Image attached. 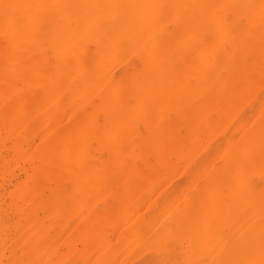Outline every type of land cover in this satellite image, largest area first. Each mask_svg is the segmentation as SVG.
Listing matches in <instances>:
<instances>
[{"label":"bare ground","instance_id":"1","mask_svg":"<svg viewBox=\"0 0 264 264\" xmlns=\"http://www.w3.org/2000/svg\"><path fill=\"white\" fill-rule=\"evenodd\" d=\"M231 221L211 264H264V0H0V264H202Z\"/></svg>","mask_w":264,"mask_h":264},{"label":"rangeland","instance_id":"2","mask_svg":"<svg viewBox=\"0 0 264 264\" xmlns=\"http://www.w3.org/2000/svg\"><path fill=\"white\" fill-rule=\"evenodd\" d=\"M249 120H250V118H249ZM180 180H181V179H180ZM11 189H13V187H12ZM175 206H176V205H174V207H175ZM174 207L172 208V210H174V209L177 210V209L174 208ZM144 210H145V211H144ZM142 211L145 212V216L148 218V220H150V221H154V222H155L154 224H156V225H159L161 222H163L164 220H166V218H165V210H164L163 207H157V208H153V209H151V210H150V208H147V209H146V207H145V208L142 209ZM243 212L248 214V211H243ZM243 212H242V213H243ZM206 214L208 215L207 212H206ZM209 214H210V213H209ZM240 214H241V213H240ZM240 214H237L236 216L238 217V215H240ZM247 214H245V217H244V216H243V217L246 218V217H247V216H246ZM204 215H205V213L203 214V217H204V218L202 217V218H203L202 220H205V221H206V217H205V216H207V215H205V216H204ZM212 215H215V216H216V214H212ZM212 215L209 216V217H207V222H210V220H209L210 217H212V219L214 218ZM234 215H235V214H234ZM250 215H251V214H249V217H250ZM228 216H229V215H228ZM228 216H227V217H228ZM232 217H233V218H232ZM237 217H236V218H237ZM240 217H242V214L240 215ZM243 217L240 218V220H241V219H242V220H241V221L239 220V222H240V223H244V227L249 226V227H246V228H250V227H251V225H252V223H253V222H251V221H254L255 219H256V221L258 220L257 217H255L253 220H252V218H251V221L249 220V221L251 222V223H250V222L248 221V219H246V221H244V220H243ZM251 217H253V216H251ZM199 218H200V217H199ZM215 218L217 219V217H215ZM225 218H226V217H225ZM228 218H229V220H231V219L234 220V216H233L232 214H231V216L228 217ZM238 218H239V217H238ZM238 218H237V219H238ZM200 219H201V218H200ZM216 219H213V220L216 221ZM220 219H221V218H220ZM208 220H209V221H208ZM217 220H219V218H218ZM223 220H224V219H223ZM225 220H226V219H225ZM215 221H213V222H215ZM247 221H248L250 224H249ZM223 222H224V221H223ZM226 222H227V221H226ZM228 222H229V221H228ZM235 222H236V221H234V222L231 221L232 224L229 223L228 226H230V225L233 226V225H234L235 227H237L238 225L236 226L235 224H237V223L239 224V222H238V221H237V223H235ZM254 222H255V221H254ZM157 223H158V224H157ZM221 223H222V221H221ZM221 223H220V224H221ZM245 223H246L247 225H246ZM226 224H227V223H223L224 226H225ZM248 224H249V225H248ZM156 225H154V228H156ZM240 225H241V224H240ZM221 226H222V225H221ZM224 226H223V227H224ZM231 226H230V227H227V226H226V228H223V230H225L224 232H227V234L225 233V236H224V235L222 236L223 238L220 236V238H222L223 240L221 239V241H220V238H218V242H219V241H220V242L217 243V242H216L217 237H216V239L214 238L215 241L212 240L213 242H212V241L210 242V245H209L210 247L216 245V246H214L213 249H212L213 251H215V253L211 250V251L213 252V255H211V254H212L211 251L208 250L207 252H209V253H211V254H210L209 256H208L209 253H208V254H207V253L205 254V256L207 255V257H205L206 262H205V260L203 259L204 256H202L203 258H201V261H200V262H202V264H204V263H209V261H211L212 258L215 259V256L218 257V254H217V253H220V250H219V249H221L222 247H223L222 250H223L224 247H226V246H227L228 248L230 247L229 249L227 248L228 251H230L231 249H235L234 247L236 246V244H234V243H232V242H234V240H235V238H236L237 236L239 237V238L237 237L238 239H241V240H242V238H240V236L242 235V237H243V235L245 234L246 230H248V229H245V228L243 227V224H242L241 226H242L243 230L245 229V231H242V232L240 231V230H242V228H240V226L238 227L239 229H238V228H236V229L233 228L234 226L231 228ZM232 229H234V230H237V229H238V230H239V233L241 232V234L236 235V236H231V237H230L231 239H229V236L231 235L230 233L233 231ZM231 230H232V231H231ZM229 231H231V232H229ZM242 233H243V234H242ZM177 237H178V236H177ZM173 238H175V237H173ZM179 238H181V236H179ZM182 238H183V237H182ZM186 238H187V237L185 236L184 239H186ZM184 239H183V240H184ZM188 239H189V238H188ZM188 239H187L186 241L184 240L185 242L183 243V245H184L183 248H184L187 252L189 251V249L192 250L191 248H189V246H190L191 244H189V246L187 245V244L189 243V241H190V239H189V240H188ZM226 239L230 240V242H228V240H227L226 243H223V244H225V245L227 244L226 246H225V245H223L222 247L220 246L221 248L217 247L218 244H220L222 241L224 242ZM233 239H234V240H233ZM243 239H245V236L243 237ZM176 240H178V239L176 238L175 241H176ZM179 240H180V239H179ZM123 241H124V240H123ZM172 241H173V239H172V237H171V238H170V241H168V243L166 242L165 245H168L169 243H174V242H175V241H174V242H172ZM238 241H239V240H238ZM238 241L236 240L235 243H237ZM242 241H243V240H242ZM242 241H240V242H242ZM176 242H179V241H176ZM176 242H175V245L177 244L176 246H178V243H176ZM215 242H216L217 244H214ZM123 243H125L123 246H127V245L129 244V243L127 242V239H126ZM190 243H191V242H190ZM211 244H212V245H211ZM213 244H214V245H213ZM221 244H222V243H221ZM221 244H220V245H221ZM233 244H234L235 246H234ZM238 244H239V243H237V246H236V247H238ZM169 245H170V244H169ZM169 245H168V246H169ZM172 245L174 246V244H171V245L168 247L170 250H171V248L173 247ZM195 245H196V244H195ZM157 246H159V245H157ZM186 246H187V247H186ZM197 246H198V245H197ZM209 246H208V247H209ZM185 247H186V248H185ZM190 247H191V246H190ZM215 247H217V249H216ZM231 247H232V248H231ZM156 248H157V247H155V251H156V253H158V250H157ZM165 248H166V247H165ZM196 248H197V249L194 248L195 252H196V251L199 252L198 247H196ZM158 249H159V248H158ZM207 249H211V248H207ZM227 249H226V250H227ZM248 249H249V248H248ZM152 250L154 251V249H152ZM161 250H162V249H161ZM161 250H159V254H161L162 251H163V252H166V256H168V258H167L166 256H163V255H164L163 253L161 254L162 256L159 257V258L157 257V255L159 256V254L151 253V254H155L156 256H155V255H153V256L157 257V258H155V259H154V257H153V260H152V259H151L152 257L149 258V257H150L149 255H151V254L149 253V252H151V249H150L149 251L147 250L148 252L145 251L146 253H145L144 255L141 254L142 257H141V256L139 257L138 254L140 255V253H137V252H136L137 254H135V255H137V256H135V255H134V256L137 257V258H139V259L136 258L137 260L134 261V262H136V263L138 262V263L140 264L139 261L142 260L144 264H146L147 262H149V264H154L155 262H157L158 264H160V263H161V264H165V263H166V264H170V263L172 264V262L174 263V260H175V261L177 260V257H178L177 254L179 253V254L181 255V258H178V262L176 261L174 264H178V263H179V260H180V263H179V264H181V261L183 262L182 264H184V261H183L184 257H185V256H188V255L191 256V252H192V251L189 252L190 254H189V253H187V254L184 253V256H183V255L179 252V250H178V249H177L178 251L175 250V247H174V248H173L174 251L171 250V251H172L171 254H172L173 252H175V251H177V253H173L172 257H169V255L167 254V252H169L170 250H166V249H165V250H162V251H161ZM194 250H193V252H194ZM205 250H206V249H205ZM218 250H219V251H218ZM222 250H221V251H222ZM155 251H154V252H155ZM160 251H161V252H160ZM186 251H185V252H186ZM216 251H218V252H216ZM245 251H247V250H244L243 252H245ZM204 252H205V251H204ZM204 252H203V253H204ZM222 252H223V251H222ZM148 253H149V254H148ZM200 253H201V252H200ZM249 253H250V252H248V254H249ZM251 253H252V252H251ZM251 253H250V254H251ZM146 254H148V255H146ZM169 254H170V253H169ZM175 254H176V255H175ZM221 254H222V253H221ZM242 254H244V253H242ZM253 254H254V253H253ZM145 255H146V256H145ZM174 255H175V257H173ZM195 255H196L195 253L192 254V256H194V257L198 256V255H196V256H195ZM182 256H183V257H182ZM199 256H200V255H199ZM199 256H198V257H199ZM213 256H214V257H213ZM220 256H221V255H220ZM224 256H225V255H224ZM224 256H221V257H222V260H223V258H224V260L226 259ZM247 256H248V255H247ZM250 256H251V255H249V259L251 260V263H250V264H252L253 262L255 263V261L252 262L253 257L251 258ZM253 256H254V255H253ZM135 257H133L132 260H135ZM147 257L149 258L150 261L152 260V263H150V261L148 260ZM163 257H164V258H163ZM179 257H180V256H179ZM200 257H201V256H200ZM211 257H212V258H211ZM221 257H220V258H221ZM226 257H227V256H226ZM141 258H142V259H141ZM145 258H147V260H146ZM161 258H162V260H163V259L165 260V258H167L168 260L166 259L167 261H164V260H163L162 262H159V261H161ZM173 258H174V260H172ZM175 258H176V259H175ZM182 258H183V259H182ZM188 258H189V259H192L193 257H192V258H191V257H188ZM207 258H208V259H207ZM209 258H210V259H209ZM227 258H228V257H227ZM144 259H145V260H144ZM159 259H160V260H159ZM169 259H170V260H169ZM189 259H188V261L186 260L187 263H186V261H185V263H186V264H193L194 262H193L192 260L189 262ZM216 259H217V258H216ZM218 259H219V258H218ZM218 259H217V260H218ZM240 259L242 260L243 258H240ZM138 260H139V261H138ZM154 260H156V261H154ZM171 260H172V261H171ZM193 260H200V258H199V259H198V258H194ZM238 260H239V259H238ZM241 260H239V261L242 262L243 264H244V263H245V264H249V262H250V260H249V262H246V261H248V258H247V260L244 259V262L241 261ZM153 261H154V262H153ZM213 261L215 262V260H213ZM213 261H211L209 264H211ZM227 261H229V260L226 259V260H225V263H223L222 261H221V262H222L223 264H228ZM164 262H165V263H164ZM169 262H170V263H169ZM188 262H189V263H188ZM192 262H193V263H192ZM196 262H198V261H195V263H196ZM214 262H213V263H214ZM217 262H219V261H217ZM226 262H227V263H226ZM141 263H142V262H141ZM143 263H142V264H143ZM157 263H155V264H157ZM195 263H194V264H195ZM230 263H231V262L229 261V264H230ZM236 263H238V262L236 261ZM254 263H253V264H254ZM197 264H199V263H197ZM233 264H234V263H233ZM238 264H241V263H238Z\"/></svg>","mask_w":264,"mask_h":264}]
</instances>
